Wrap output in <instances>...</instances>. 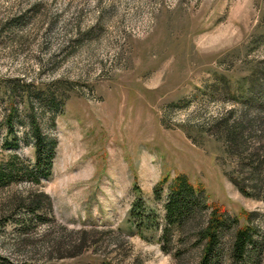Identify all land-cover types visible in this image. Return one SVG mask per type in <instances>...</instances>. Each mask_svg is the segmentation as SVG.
Instances as JSON below:
<instances>
[{
  "label": "rangeland",
  "instance_id": "rangeland-1",
  "mask_svg": "<svg viewBox=\"0 0 264 264\" xmlns=\"http://www.w3.org/2000/svg\"><path fill=\"white\" fill-rule=\"evenodd\" d=\"M11 102L21 140L3 151ZM30 114L56 156L41 184L0 188L1 257L198 264L193 236L166 253L161 230L132 216L141 197L162 222L154 188L185 174L239 225L253 214L264 264V0H0V162L33 164ZM32 193L53 208L24 228Z\"/></svg>",
  "mask_w": 264,
  "mask_h": 264
},
{
  "label": "trees",
  "instance_id": "trees-1",
  "mask_svg": "<svg viewBox=\"0 0 264 264\" xmlns=\"http://www.w3.org/2000/svg\"><path fill=\"white\" fill-rule=\"evenodd\" d=\"M49 100L50 103L56 104L55 98H49ZM50 103L48 104L49 108H54V104ZM15 114L16 107L11 102L6 119L8 138L4 143L3 151L20 146L21 139L14 130ZM29 127L30 131L27 136L33 141L34 162L33 164L24 162L16 155L3 159L0 162V188L9 187L25 180L41 184L42 178H49L51 175L58 142L43 132L37 118L32 114L29 116ZM3 151H0V158L3 157ZM165 190L166 199L162 222L157 219L155 212L147 211L141 197H138L132 208V216L141 221L144 227L161 230L162 234L158 242L162 244L164 252L169 253L167 247L173 243V239L177 238L184 242L193 236V240H195L193 245L202 246L198 264H223L225 260L222 262V238L228 229L233 228L227 258L228 264L261 263L263 245L257 239L256 228L251 224L252 213L243 212L247 223L239 225V217L231 220L224 207L210 204L205 187L193 184L185 174H178L173 179L169 176L164 177L154 188L157 200L162 199V193ZM240 190L243 194L248 195L244 188H240ZM21 207L27 214L17 223L26 228L36 226L34 223L49 222L47 217L51 215L53 203L47 194L32 193L22 202ZM142 237L145 238L143 233ZM0 264L28 263H14L0 256Z\"/></svg>",
  "mask_w": 264,
  "mask_h": 264
}]
</instances>
